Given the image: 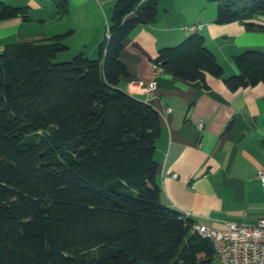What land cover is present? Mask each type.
<instances>
[{
    "label": "trees",
    "instance_id": "trees-1",
    "mask_svg": "<svg viewBox=\"0 0 264 264\" xmlns=\"http://www.w3.org/2000/svg\"><path fill=\"white\" fill-rule=\"evenodd\" d=\"M209 1L216 23L264 30V0ZM56 5L67 11L66 0ZM27 9L0 0V20H29ZM157 13L158 0H116L96 57L60 59L69 32L0 50V264H212L194 219L161 201L158 110L118 86L125 38ZM232 59L229 88L264 82V51ZM153 63L204 87L207 74H223L199 32L159 48Z\"/></svg>",
    "mask_w": 264,
    "mask_h": 264
},
{
    "label": "crops",
    "instance_id": "crops-1",
    "mask_svg": "<svg viewBox=\"0 0 264 264\" xmlns=\"http://www.w3.org/2000/svg\"><path fill=\"white\" fill-rule=\"evenodd\" d=\"M44 1L5 0L10 5L26 3L39 8ZM66 1L67 11L54 19L55 29L39 39L69 32L60 59L79 51L96 57L116 0ZM213 3L158 0L156 18L137 25L124 40L120 58L127 74L118 86L151 103L160 114L155 158L161 201L188 212L196 223L225 229L229 221L253 223L264 218V183L259 178L264 170V82L231 89L223 80L238 72L234 54L247 48L264 51L258 45L264 40V30H248L240 21L216 23ZM52 6L57 7L56 0ZM45 21L41 19L43 24ZM255 22L264 24V16ZM22 24L20 16L0 20V50L15 42L9 37ZM80 30L83 37L72 45ZM192 32L204 35L223 68L221 76L206 75L208 87L200 80H182L158 71L153 63L159 48L177 44ZM132 80L155 81L156 87L149 95Z\"/></svg>",
    "mask_w": 264,
    "mask_h": 264
},
{
    "label": "built area",
    "instance_id": "built-area-1",
    "mask_svg": "<svg viewBox=\"0 0 264 264\" xmlns=\"http://www.w3.org/2000/svg\"><path fill=\"white\" fill-rule=\"evenodd\" d=\"M183 27L194 29L196 26ZM156 69L161 70L159 66ZM131 83L138 84L149 95L156 87L155 81L143 83L132 80ZM259 178L264 183V170L259 172ZM184 214L189 216L188 212ZM192 229L210 240L213 256L219 264H264V218L253 223L229 221L225 229L195 222Z\"/></svg>",
    "mask_w": 264,
    "mask_h": 264
},
{
    "label": "rangeland",
    "instance_id": "rangeland-1",
    "mask_svg": "<svg viewBox=\"0 0 264 264\" xmlns=\"http://www.w3.org/2000/svg\"><path fill=\"white\" fill-rule=\"evenodd\" d=\"M5 1V0H4ZM23 3L22 0H20ZM213 1H210L212 3ZM53 0H45L43 3V8L39 7H30L26 3L24 4H14L13 6H23L27 5V13L30 17L29 20H23V26H20L14 30V35L9 37V41H25V40H33V39H39L43 37L44 33H47L48 31H53L52 29H55L53 25L56 26L55 18H59L61 16V13L58 11V7L52 6ZM214 8L216 10V3L214 2ZM55 14H57L55 16ZM111 16V15H110ZM264 16V14H262ZM45 18L46 23H42L41 19ZM84 32L81 30L77 32L76 37L71 40L72 45H75L79 40L81 39V35L83 37ZM258 45L259 48L264 49V40H259ZM249 49V48H247ZM65 50L60 51L59 53H64ZM76 53V52H75ZM74 53V54H75ZM68 59V58H66ZM212 264H219L216 257L213 258Z\"/></svg>",
    "mask_w": 264,
    "mask_h": 264
}]
</instances>
